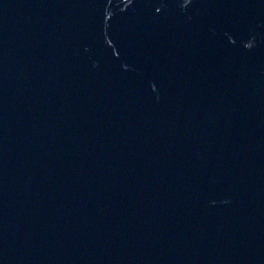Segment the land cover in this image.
Returning <instances> with one entry per match:
<instances>
[{"label":"water","instance_id":"water-1","mask_svg":"<svg viewBox=\"0 0 264 264\" xmlns=\"http://www.w3.org/2000/svg\"><path fill=\"white\" fill-rule=\"evenodd\" d=\"M0 264H264V0H0Z\"/></svg>","mask_w":264,"mask_h":264}]
</instances>
